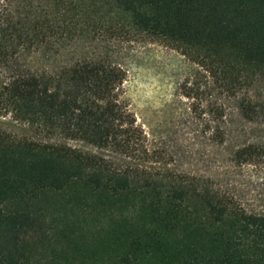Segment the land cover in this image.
Instances as JSON below:
<instances>
[{
  "label": "trees",
  "instance_id": "trees-1",
  "mask_svg": "<svg viewBox=\"0 0 264 264\" xmlns=\"http://www.w3.org/2000/svg\"><path fill=\"white\" fill-rule=\"evenodd\" d=\"M78 38L168 46L230 96L264 80V0H0V115L156 161L123 98L122 67L90 57L29 67L30 54ZM239 108L264 120V101L243 95ZM234 154L252 163L264 143ZM0 264H264V214L195 175L119 168L0 130Z\"/></svg>",
  "mask_w": 264,
  "mask_h": 264
},
{
  "label": "rangeland",
  "instance_id": "rangeland-1",
  "mask_svg": "<svg viewBox=\"0 0 264 264\" xmlns=\"http://www.w3.org/2000/svg\"><path fill=\"white\" fill-rule=\"evenodd\" d=\"M54 50L30 54L29 67L54 70L90 57L115 63L125 70L123 98L156 161L142 162L82 141L47 137L10 116L0 115V130L20 139L65 145L101 157L119 168L195 175L234 196L247 211L264 214V157L244 163L234 154L244 145L264 143V120L249 121L239 108L243 95L253 105L264 101V80L243 95L230 96L180 52L138 38H78Z\"/></svg>",
  "mask_w": 264,
  "mask_h": 264
}]
</instances>
